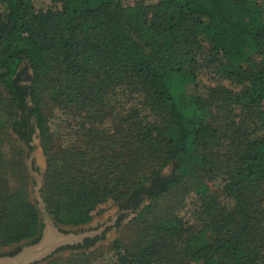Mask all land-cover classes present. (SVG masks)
I'll use <instances>...</instances> for the list:
<instances>
[{
  "label": "trees",
  "instance_id": "16d2710c",
  "mask_svg": "<svg viewBox=\"0 0 264 264\" xmlns=\"http://www.w3.org/2000/svg\"><path fill=\"white\" fill-rule=\"evenodd\" d=\"M50 3L58 8L42 12L31 0H0V129L24 145L34 129L43 139V95L66 115L67 134L78 119L75 145L68 139L50 154L42 147V199L54 224L60 217L86 224L123 198L135 210L143 204L134 219L144 218L187 175L192 151L205 178L197 188L205 243L178 245L186 222L170 216L154 221L134 248L114 240V263L264 264V0H156L152 10L112 0ZM22 64L30 71L25 84ZM200 71L205 95L179 103L175 80L191 83ZM49 75L55 84L45 87ZM103 89L137 96L119 106L113 138L100 128ZM211 109L226 117L216 121ZM89 134H98L95 148L85 144ZM216 142L233 151L215 154ZM8 168L0 153V243L31 244L42 227L38 212L10 190Z\"/></svg>",
  "mask_w": 264,
  "mask_h": 264
},
{
  "label": "rangeland",
  "instance_id": "374dc122",
  "mask_svg": "<svg viewBox=\"0 0 264 264\" xmlns=\"http://www.w3.org/2000/svg\"><path fill=\"white\" fill-rule=\"evenodd\" d=\"M117 1H121L124 5H131L134 3L142 4L143 6L148 7L149 10L154 8L156 2V0H112L113 3ZM31 5L35 10L42 12L48 10L49 8H58V5L51 4L50 0H31ZM1 10L3 12V8ZM18 72L20 74L21 83L25 84L27 77L30 76L29 69L22 64L19 67ZM50 75L45 81V87H51L55 84V76L50 77ZM206 79L207 77L204 72L200 71L196 74L195 80L191 83H188L183 79L175 80L176 82L172 86L174 98L182 104H185L191 97L201 98L205 95L202 82ZM103 90L106 92V96L102 101L104 102V107L102 109L104 119L100 128L105 129L107 134H112L113 138V135H117L115 134V131L117 123L119 122L117 121L119 120L117 118L119 106L131 101L132 99L137 100V96L128 91L124 92L118 89H115L114 91H109L107 89ZM123 96H125V98H123ZM40 101L42 102V110L45 114V126L43 129V134L45 135L42 139L39 137L38 131L34 129V132L30 135L28 143L33 144V141L35 140V145H24L13 133L9 131V129L5 127L0 129V153L4 160L9 159V168L7 169L5 175H3L4 179L6 180L10 190L17 195L16 198L19 201H28L32 204H34L31 190L33 182L29 177L25 166L29 153L31 152L33 170L41 177L40 194L42 197L43 182L46 174V157L42 152V147L45 146L47 152L50 154L61 150L65 146L68 139H70V143L75 145L76 134L71 133L72 130L79 127V122H77L78 119L71 118L70 134H67L65 129V125L67 124L65 120L67 117H65L66 115L64 112L56 108L47 95H43ZM129 104L131 103L129 102ZM5 107L6 98L1 95L0 109L2 114L5 112ZM211 111H213L211 116L212 118H216V121L219 119L223 120L226 117L224 114L222 115L219 110L211 109ZM231 116L232 115L230 114L228 115V117ZM74 122L76 123L74 124ZM29 123L31 125L32 121L30 120ZM35 131L37 132L35 133ZM69 135L70 138H68ZM92 136L94 138H99L98 134H91V137L89 134L85 144H89L92 148H95L96 141ZM104 137L107 136L105 135ZM211 150L215 154H227L232 152L233 148L227 143L219 142V144H217L216 142L212 145ZM94 155L95 153H92V158ZM197 157V152L191 151L184 165V168L188 171L187 175L184 176L183 180L176 187L170 189L167 193L162 195L161 198L150 207V211L147 216L140 220H136L134 217H136L137 211L143 206V204L138 210L133 212L130 211L128 214H122L117 222L112 225L115 218L113 215L116 211L117 202L108 210L93 217L88 223L83 224L81 227L79 226V228H93L102 222H107L94 231L73 233L74 230L79 229L78 226L65 225L63 223V218L60 217V223L57 225L55 224L59 231L69 230L70 232L68 233L74 235L92 232L95 233L94 235L101 234V237L95 239L94 242L88 245L86 249L81 248L78 250H72L71 247L67 248L68 246L61 247L48 258L35 264H115L113 251L111 249V243L114 240H119L127 248H134L141 239L148 235L150 227L154 221L162 220L170 216L180 218L186 222V224L182 225L181 228L183 230L181 234L182 243L177 241L176 243L178 245L190 248L202 246L209 237L210 231L208 230L206 221H204L203 217L198 214L200 213L199 205L201 197L197 194V188L205 181V178L201 177L203 171H199L195 166ZM36 161H38V163ZM140 165H146V163ZM152 167L144 172L147 173ZM171 169V166H167L162 170L161 174L167 175L171 172ZM196 171L198 172L199 177L196 176ZM262 199V203L264 204V190L262 192ZM219 201L227 208H230L233 205L230 200L220 198ZM146 203L147 202L144 201V204ZM109 216H113L110 221L107 219ZM25 242L27 243L28 241L11 243L8 245L0 243V253H5L14 248L20 249L22 246L27 245ZM81 252L86 255H90L87 257L77 256V254H80Z\"/></svg>",
  "mask_w": 264,
  "mask_h": 264
},
{
  "label": "water",
  "instance_id": "95a60500",
  "mask_svg": "<svg viewBox=\"0 0 264 264\" xmlns=\"http://www.w3.org/2000/svg\"><path fill=\"white\" fill-rule=\"evenodd\" d=\"M37 131H35L36 133ZM34 139V136H33ZM29 146L35 145L28 143ZM38 163V161H36ZM40 165V164H39ZM26 170L33 182L32 198L39 216L41 229L36 242L22 246L11 256H0V264H35L51 256L57 249L65 246H74L82 243L83 238H90L95 233L87 232L74 234H64L58 230L51 217L45 209V204L40 194L41 177L33 170L32 156L29 153L26 162Z\"/></svg>",
  "mask_w": 264,
  "mask_h": 264
},
{
  "label": "flooded vegetation",
  "instance_id": "af4514ba",
  "mask_svg": "<svg viewBox=\"0 0 264 264\" xmlns=\"http://www.w3.org/2000/svg\"><path fill=\"white\" fill-rule=\"evenodd\" d=\"M28 144V143H27ZM142 197H140L141 199ZM143 199V198H142ZM142 199L140 201H142ZM141 204V203H140ZM116 211L114 212V215L115 218H114V221H113V224L114 225L117 220L119 219V217L122 215V214H128L130 211H135L134 209V205H133V202L131 200H129L128 198H123L121 200H119L117 203H116ZM113 216H109L107 219L110 221L112 219ZM105 223H107L106 221L105 222H102L100 223L99 225H97L96 227H93V228H79V226H83V225H79L77 230H74L73 233H79V232H86V231H94V230H97L99 227H101L102 225H104ZM63 233H68L70 232L69 230H61ZM72 232V231H71ZM101 237V234L99 235H94L93 237L91 238H83L82 239V243L80 244H76L74 246H68L67 248H70V247H79V248H83L84 246L86 245H90L92 242H94L95 239L97 238H100ZM30 242V241H29ZM29 242H25L26 244H28ZM18 248H14L12 250H9L5 253H0V256H11L13 255L14 253H16V250Z\"/></svg>",
  "mask_w": 264,
  "mask_h": 264
}]
</instances>
